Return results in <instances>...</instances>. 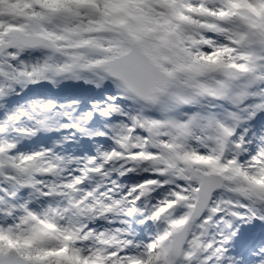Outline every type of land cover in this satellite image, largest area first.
Masks as SVG:
<instances>
[{"label":"snow or ice","instance_id":"snow-or-ice-1","mask_svg":"<svg viewBox=\"0 0 264 264\" xmlns=\"http://www.w3.org/2000/svg\"><path fill=\"white\" fill-rule=\"evenodd\" d=\"M0 264H264V0H0Z\"/></svg>","mask_w":264,"mask_h":264}]
</instances>
